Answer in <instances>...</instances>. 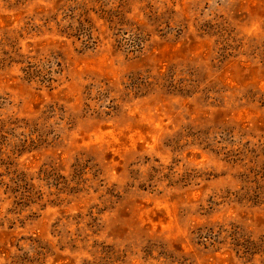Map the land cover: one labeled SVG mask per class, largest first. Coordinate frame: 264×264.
I'll return each mask as SVG.
<instances>
[{
    "label": "rangeland",
    "instance_id": "rangeland-1",
    "mask_svg": "<svg viewBox=\"0 0 264 264\" xmlns=\"http://www.w3.org/2000/svg\"><path fill=\"white\" fill-rule=\"evenodd\" d=\"M0 264H264V0H0Z\"/></svg>",
    "mask_w": 264,
    "mask_h": 264
}]
</instances>
